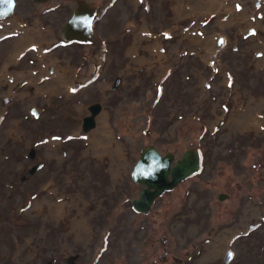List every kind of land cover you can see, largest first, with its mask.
<instances>
[{
  "label": "rangeland",
  "instance_id": "rangeland-1",
  "mask_svg": "<svg viewBox=\"0 0 264 264\" xmlns=\"http://www.w3.org/2000/svg\"><path fill=\"white\" fill-rule=\"evenodd\" d=\"M90 1L85 44L59 36L75 0H15L0 20V264H68L67 247L87 264H157L161 247L224 264L209 232L238 214L264 262V0ZM148 143L201 160L140 213L129 173Z\"/></svg>",
  "mask_w": 264,
  "mask_h": 264
},
{
  "label": "water",
  "instance_id": "water-1",
  "mask_svg": "<svg viewBox=\"0 0 264 264\" xmlns=\"http://www.w3.org/2000/svg\"><path fill=\"white\" fill-rule=\"evenodd\" d=\"M44 2L45 0H31ZM15 0H0V18L11 15ZM96 3L76 0V5L60 27L63 41L88 42L92 34ZM201 153L197 147L186 148L179 158L174 159L170 151L161 154L153 144H144L130 170V179L142 184L136 197L130 199L135 212L146 213L155 199L164 191L192 174L200 166ZM225 193H218V199Z\"/></svg>",
  "mask_w": 264,
  "mask_h": 264
},
{
  "label": "flooded vegetation",
  "instance_id": "flooded-vegetation-1",
  "mask_svg": "<svg viewBox=\"0 0 264 264\" xmlns=\"http://www.w3.org/2000/svg\"><path fill=\"white\" fill-rule=\"evenodd\" d=\"M85 1H90V0H85ZM92 2H95V1H92ZM35 3H38V2H35ZM75 5H76V0H75ZM75 5H74V7H75ZM97 8H98V5L96 3V10H95L94 18L96 16ZM4 18L5 17L0 18V20H2ZM65 19H64V21H65ZM92 23H93V21H92ZM61 25L59 26V36H60ZM91 27H92V25H91ZM92 34H93V27H92ZM92 34H91L90 40L92 38ZM60 39H61V41H63V39L61 37H60ZM89 41L88 42L63 41V42L67 43V44H70V43L85 44V43H89ZM161 154H163V153H161ZM174 159H176V158H174ZM136 184H139V189L142 187V184H140V183H136ZM223 193H225V192H223ZM217 196H218V193H217ZM227 196H228V194L225 193V196H223V197H227ZM130 199H129V202H130ZM130 208H131V202H130ZM243 220L246 221L248 219L242 217L241 214H238V216H235V219L232 218V215H231V217L228 219V221H226V223H223L225 230H223L221 236L216 237V235L214 236L213 234H211L212 233L211 231L209 232L210 238L212 239L211 240L212 242H209L210 243L209 247L212 243L218 244L219 238H222V240H223V242L220 243V247L218 248V250L215 251L214 253H211V254L214 255V254H217L218 252L223 253V255L225 254L226 257L224 259V264H264V262L260 261L261 260V254H260L259 248H258V240L255 239L254 236L251 234L247 235L248 230H246V231L243 230L244 227H247L246 224H243ZM256 222H257L256 227L259 228L261 235L264 236V220H263V222L261 220H257ZM251 226L252 225H250L248 227H251ZM247 244H251V247L247 248ZM226 246H228V247H226ZM66 249H67L66 250L67 251L66 257L68 258V264H73L72 261L76 258L79 259L80 263H82V264H87V261L91 259V255L87 252L82 253L81 251L80 252L74 251V249H76L74 247H67ZM84 249H86V248H84ZM160 249L162 251V254L160 255V261L157 264H170V262H172V261L175 262V264L179 263L178 257L173 256V255H169L166 248L161 247ZM72 251L74 252V256H71ZM92 258H93V256H92ZM151 259L153 261H155L154 258H151Z\"/></svg>",
  "mask_w": 264,
  "mask_h": 264
},
{
  "label": "bare ground",
  "instance_id": "bare-ground-1",
  "mask_svg": "<svg viewBox=\"0 0 264 264\" xmlns=\"http://www.w3.org/2000/svg\"><path fill=\"white\" fill-rule=\"evenodd\" d=\"M210 1V0H209ZM208 1V2H209ZM212 2V1H211ZM210 2V3H211ZM208 4V3H207ZM206 4V5H207ZM212 4V3H211ZM207 6H209V4L207 5ZM212 8V7H211ZM26 29V28H25ZM26 30H29V29H26ZM34 33V32H33ZM37 34V33H36ZM35 34V35H36ZM31 35H32V31H24L23 33H20L17 37H16V44L14 45V48L11 50V51H16V50H19L20 48H22V45H24L26 42H28L29 43V41H31ZM37 35H39V34H37ZM6 41V40H5ZM2 43V42H1ZM24 48V47H23ZM22 51V50H21ZM15 54V53H14ZM12 55V54H11ZM2 58V57H1ZM4 59V58H3ZM7 59V58H6ZM5 61V60H4ZM9 65V64H8ZM5 67V66H4ZM7 67V66H6ZM6 67H5V69H6ZM1 69V68H0ZM7 72V69H6V71H5V73ZM10 72V71H9ZM3 74V75H0V80H3L4 79V76L6 75V74H8V73H6V74ZM11 73V72H10ZM75 74V73H74ZM24 75V74H23ZM12 76V75H11ZM22 76V75H21ZM14 77V76H13ZM12 77V78H13ZM9 78V77H8ZM14 79V78H13ZM33 80V79H32ZM4 81V80H3ZM8 81V80H7ZM10 81V80H9ZM29 83H31V82H29ZM32 83H33V81H32ZM31 83V84H32ZM55 89H56V87H55ZM89 110H90V108H89ZM86 111V110H85ZM91 111V110H90ZM97 114H99V113H97ZM102 114V113H101ZM88 115V114H87ZM101 116V115H100ZM102 117V116H101ZM101 119H103V118H101ZM98 120H99V118H98ZM98 124H100V123H98ZM103 124V123H102ZM102 124H100V126L102 125ZM82 125V124H81ZM79 127V126H78ZM103 128H104V126H103ZM81 130V129H80ZM84 130V129H83ZM103 130V129H102ZM100 131H101V129H100ZM105 131V130H104ZM103 131V132H104ZM83 132V131H82ZM81 132V133H82ZM95 135H97V133L95 134ZM105 135V134H104ZM98 136V135H97ZM101 136H103L102 134H101ZM100 138V137H99ZM103 138V137H102ZM106 138V137H105ZM107 139V138H106ZM103 140V139H102ZM108 140V139H107ZM94 141H95V139H94ZM105 143V142H104ZM115 149V148H114ZM51 151H53V150H51ZM58 152V151H57ZM117 155V154H116ZM117 157H118V155H117ZM225 233V232H224ZM231 236V235H230ZM225 241V240H224ZM210 242H212V241H210ZM219 242L220 243H222L223 242V240H222V238H219ZM228 244V243H227ZM220 247V244L217 246V245H215V244H211L210 245V247H209V252L210 253H214L215 251H217L218 250V248ZM226 247H228V246H226ZM224 248V247H223ZM224 250V249H223ZM220 251V250H219ZM225 252V251H224ZM229 254V253H228ZM225 255V254H224ZM223 255V256H224ZM213 256V255H212ZM200 259V258H199ZM201 261V260H200Z\"/></svg>",
  "mask_w": 264,
  "mask_h": 264
}]
</instances>
